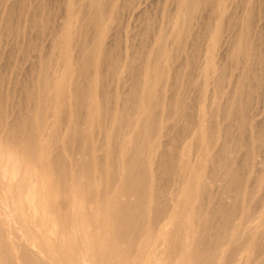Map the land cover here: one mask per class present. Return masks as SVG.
I'll return each mask as SVG.
<instances>
[{"label":"bare ground","instance_id":"obj_1","mask_svg":"<svg viewBox=\"0 0 264 264\" xmlns=\"http://www.w3.org/2000/svg\"><path fill=\"white\" fill-rule=\"evenodd\" d=\"M259 1L0 0V264H264Z\"/></svg>","mask_w":264,"mask_h":264},{"label":"rangeland","instance_id":"obj_2","mask_svg":"<svg viewBox=\"0 0 264 264\" xmlns=\"http://www.w3.org/2000/svg\"><path fill=\"white\" fill-rule=\"evenodd\" d=\"M56 1H57V0H54V1H51V0H50V3H53V2L56 3ZM236 1H238V0H236ZM261 1H262L263 4L261 3ZM261 1H259L260 4L258 5V3H259V2H258L257 5H258L259 8L261 9L260 11H261V14H262L263 16L260 15V12H259V16L262 17V18L260 17V20L263 22V21H264V14H263V12H264V2H263V0H261ZM261 5H262V6H261ZM158 8H159V7H158ZM157 12H158V9H157V11H156V15H155V17L158 16ZM57 19L60 20L59 17H57ZM57 19H56V20H57ZM56 20H55V21H56ZM139 21H140V20H139ZM57 22H58V21H57ZM137 23H139V22H137ZM137 23H135V24H137ZM26 33H28V31H27ZM26 33H25V34H26ZM25 34L23 35V37H22V35L19 34L18 37H17L16 39L13 38V37H12V39H10V37H9L7 40H10V42L8 41V42L6 43L5 50L8 51L7 48H9L8 46H9L10 44H12L11 42H14V43H15V42H17V40H19L18 43L20 42L19 45L21 46V50H20L19 52H20V53H23V52H22L23 49H24L23 51H26V50L28 49V52H29V51H30V50H29V47H30V49H31V47H32V45H33V43H34V39H32L31 36L33 35V37H35V36H34V35H35V32H34V33H33V31H32V32H29L28 34H30V35H29L30 37H28L27 35L25 36ZM31 34H32V35H31ZM20 36H21L22 38H21ZM26 37H27V38H26ZM18 38H20L21 40L18 39ZM25 38H26V39H25ZM29 38H30V39H29ZM28 39H29V40H28ZM11 40H12V41H11ZM14 40H15V41H14ZM26 40H27V41H26ZM25 41H26V42H25ZM28 41H29V42L31 41V42L29 43ZM32 41H33V42H32ZM24 42H25V43H24ZM47 42H48V41L45 40L44 44H47ZM26 43L28 44V46H27ZM21 44H22V45H21ZM23 44H24V46H25V44H26V46L23 47ZM14 45H15V44H14ZM14 45H13V44H12V46L10 45V48H12ZM30 45H31V46H30ZM22 47H23V48H22ZM10 48H9V50H10ZM25 48H26V50H25ZM31 51H32L31 53L29 52L30 54H29V53H27V54H28L29 56L33 54L32 56H34V53H35V52H34L33 50H31ZM19 52H16L14 55L16 56V58L19 57V58H17V60H19L18 63L20 62L19 64L21 65V68H22V69H21V75H22L23 77H22V76H21V77H22V79L25 80V79L27 78L26 75L30 72V71H28L27 69H30L29 67H31V65H32V62H31V61H33V57L30 56V57H31V59H30V58H28L29 56L26 54L27 56H25V61H23L22 59H20V58H23V54H22V56H21V54H20ZM6 53H7V52H6ZM5 58H6V57H5ZM4 60H5V59H4ZM20 60H22L23 62L20 61ZM28 60L31 62V65H30V63H29ZM4 62H5V61H4ZM21 62H22V63H21ZM24 63H25V64H24ZM25 66H26L27 69H26V68L24 69ZM27 66H29V67H27ZM14 68L16 69L17 66L14 67ZM22 70H23V72H24L25 70H27V71L24 72V73L27 72L26 75H25L26 78H25V76L23 75ZM29 75H30V74H29ZM28 78H29V76H28ZM28 78H27V80H25V82H30V81H28ZM29 79H30V78H29ZM255 90H256V89H255ZM255 90H254L255 93L253 92L254 95L252 94V96H251V100H250L251 102L249 103V104H250V107L248 108V111L251 109L250 113H253L254 115H256V114L258 113V114L255 116V118L257 119V117L259 116V117H258L259 120H257V121H260V120L262 121V120H264V118H263V117H264V106H263V105H264V91H262L260 88H258V90H259L261 93H259V91L256 92ZM262 92H263V93H262ZM258 93H259L260 95H259ZM258 95H259V96H258ZM255 97H257V98H255ZM257 99H258V101H256ZM259 99H260V100H259ZM253 100H254V102H253ZM260 101H261V102H260ZM253 103H256V104H253ZM262 104H263V105H262ZM254 105L258 106V109L260 108L259 111H257L258 109H256V106H254ZM259 106H260V107H259ZM252 107H253V108H252ZM262 107H263V109H261ZM255 109H256V110H255ZM261 110H262V112H261ZM255 113H256V114H255ZM262 118H263V119H262Z\"/></svg>","mask_w":264,"mask_h":264}]
</instances>
